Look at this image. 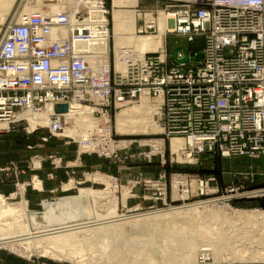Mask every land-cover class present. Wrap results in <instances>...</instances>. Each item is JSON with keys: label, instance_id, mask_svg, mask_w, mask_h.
Returning a JSON list of instances; mask_svg holds the SVG:
<instances>
[{"label": "built area", "instance_id": "built-area-1", "mask_svg": "<svg viewBox=\"0 0 264 264\" xmlns=\"http://www.w3.org/2000/svg\"><path fill=\"white\" fill-rule=\"evenodd\" d=\"M42 1L45 6L28 2L44 11L21 15L20 0L0 29V132L19 126H26L27 133L45 129L41 143L64 138L78 155H95L111 164L150 163L158 157L163 165L166 142L179 136L184 141L181 157L192 160L183 159L185 164L199 165L208 155L247 157L262 159L263 170L238 173L243 181L222 189L212 174L175 171L174 192L163 169L156 178L132 180L128 199L138 197L137 186L149 193L142 199L161 206L191 200L229 206L235 199L264 197V183L248 187L257 176L264 181V0H162L168 2L163 9L170 25L166 38L184 37L193 45L201 41L202 58L194 60L197 52L190 51L186 61L178 62L167 47L142 54L124 48L122 70L110 47L113 0ZM155 30V23L144 19L136 33ZM183 57L179 51L177 58ZM143 98L155 107L161 136L122 139L112 118L122 106ZM61 104L67 105L66 112H55ZM47 109V123L28 129V116ZM79 114L96 124L75 121ZM69 127L73 135L66 134ZM134 144L138 151L132 152ZM49 159L53 168L69 167L59 157ZM110 179L113 188H122L120 180ZM208 260L198 259L201 264Z\"/></svg>", "mask_w": 264, "mask_h": 264}, {"label": "bare ground", "instance_id": "bare-ground-1", "mask_svg": "<svg viewBox=\"0 0 264 264\" xmlns=\"http://www.w3.org/2000/svg\"><path fill=\"white\" fill-rule=\"evenodd\" d=\"M35 1L36 4L45 6L42 0ZM62 1L73 4L72 0ZM14 2L15 0H0V25L4 23ZM135 4L136 0H131L129 2H126V0H113L114 51L118 70L123 69L120 55L124 48L131 46L132 48H127L140 54L164 48L165 36H167L166 32L167 29L170 28L169 20L165 13L163 14L160 12L156 18L148 13L146 14L145 20L148 22H156L158 24V33L138 35L135 27L137 17L135 12L120 8L134 6ZM32 11L41 12L44 11V8L37 9L34 8V6L25 5L21 11V15ZM180 52L182 53V51ZM145 103L149 105L146 113L142 111V107L140 106L125 109L120 108L121 110L118 111L115 120L117 134L133 135L138 131L142 134H154L160 131V126L152 119V114L155 112L154 105H151L147 98H143L140 105ZM78 112L82 113L83 111L79 109ZM47 119L48 109L39 115H29L27 120L29 128L33 129L37 124L45 125ZM82 119L88 121L87 126L89 127H93L96 124L95 120L90 118L86 119L80 114L74 117L75 121L81 122ZM73 133L74 131L71 127L66 131L68 135H73ZM183 143V139L179 136H173L172 139H170L171 150L177 153L178 158H180L181 154L179 150L183 146ZM89 178L94 182L105 180L100 175H94ZM36 183L38 184H35V186H39V182ZM71 186L72 182L70 181V183L63 185V189L70 188ZM78 192L79 193L75 195L60 197L53 203L44 201V211L42 213L44 222L41 221L42 223H39L36 221L35 216H31V228L28 227L29 225L27 226L26 220H24L26 216V200L24 198L14 204H6L3 199H0V245L11 247L14 250H18V247H23L26 250L30 248L40 255L48 256L56 260L71 259L73 263L77 264H83L81 262L82 260H74V257L80 255L79 253L82 250L81 247L77 246H81L83 243L91 245L99 244L101 255L104 256L107 254L106 264H155L156 256L153 253V246L161 243L164 244L163 246L165 247L169 243L177 246L180 252L178 251L179 254L177 253V257L174 259L183 264H201L198 261L200 257L209 259L210 256L217 253L214 245H212L213 229H221V224L217 226V221H215L214 224L212 219L218 216V213L222 211H217V209L212 207L209 208L206 203H203L204 205L196 203L187 207H176L169 211L159 210V212L156 211L154 213L125 215L118 214L116 211L117 197L112 193L109 194L111 191L106 192L99 191L98 189L94 190L92 188H79ZM91 203L93 205H91ZM201 207L207 210L205 213L208 220H210V226L206 225L207 223L202 224L195 221L196 225H191L197 227L192 228V226H190L191 228H188V230H190H186L189 236H184L183 234H187L184 232L186 227L180 229L176 228V225H174L175 221L185 216H189V218L185 217L187 220L190 219L191 216L197 215L199 217L201 212L205 211L200 210ZM241 212L243 211H238L239 214H241ZM247 216L259 219L260 212H251ZM51 217H56L63 221L54 226L47 224V220ZM164 223L166 226H161ZM127 228L141 231L142 234H144L142 237L132 239L128 242V245L142 242L146 245V247L136 250L137 252L134 256H129L124 247L121 249L122 247L120 244L122 241H119L120 244L118 245L120 247H117L114 243L115 238L118 239L117 237H122L126 234ZM151 230L154 232H151ZM162 231L164 234H173V238L175 236L176 238L170 239L168 236H164ZM155 235L158 236L156 237ZM203 237H207V239ZM162 238H164L165 241L164 239L162 240ZM200 238L206 239L207 243L198 245ZM174 242L176 244H174ZM128 245L126 248H128ZM196 250L197 255L195 257ZM161 251L163 252L160 253V256L162 255L161 258L163 260H168L172 257L171 252L165 250V248L161 247ZM235 252H237V250ZM238 255L240 257L234 259L235 261L238 260L243 262L247 259L242 252ZM249 259L255 260L252 256Z\"/></svg>", "mask_w": 264, "mask_h": 264}, {"label": "rangeland", "instance_id": "rangeland-1", "mask_svg": "<svg viewBox=\"0 0 264 264\" xmlns=\"http://www.w3.org/2000/svg\"><path fill=\"white\" fill-rule=\"evenodd\" d=\"M19 1L20 0H15L9 13L6 16L4 23L0 25V29L6 23V21L10 18L11 14L16 9ZM28 1L30 0H24L25 3L24 2L22 3L21 11L25 7V5H30V6H34V8H38V7H35L34 3L31 4V2H28ZM129 1L131 0H126V2H129ZM137 2L138 1L136 0V4L134 6L120 7L123 10L135 12L137 16L136 23H135L136 28L140 24H142V21L144 19H146L145 18L146 14L149 13L151 16L155 18L158 17V14L160 12L164 14L163 9L165 8L166 3H168L167 1H162V0H139L138 4ZM137 6H138V10H141V16L138 15L139 12L136 11L135 7ZM112 8H113V1H112V7L110 8V33H111L110 47L111 49L114 47ZM157 25L158 24L156 23L155 32L149 31L147 33L138 34V35L157 34L158 33ZM166 39H167V42H166ZM165 42L167 44L168 51L169 50L174 51V50H179V49L199 50L201 46V41H199L200 42L199 44L193 45L189 43L184 37L172 36V35L168 36V38H166L165 36ZM127 47H131V46H127ZM148 102L150 103L149 100ZM141 103L142 101L140 103H131V104L122 106L121 109L130 108L134 106H140L142 107V111L146 113L149 108V105L148 103H145L146 105L145 104L140 105ZM116 116L112 118V124L114 128H115V123H116L115 122ZM152 119H153V114H152ZM153 121L156 122L154 119ZM25 127L26 126L24 127L19 126L17 129L13 131L0 132V172H1L0 178H1V181H3L5 185L3 188L5 192H3V194H0V199H3L4 203L14 204L20 199L24 198L25 193L28 194V197L30 198L31 196L34 197L32 195V192L42 190L43 187L46 188L50 184L49 182L51 181V177H52V174L50 173L52 171L50 170L53 167L50 163L49 156H56V157L61 158L63 162L62 165H68L70 167V169H68L69 172H67V170H65L66 172L63 170L64 173L61 174V179L63 181V184L56 191L51 192V193L49 191L43 192V194H45L46 196H44V198H42L41 201L38 199L37 201L32 200V203L26 201V212H25L26 216L24 217V220H26L27 226L29 225L28 226L29 228L32 227V224L30 221L31 216H35L36 221L39 223L44 222L42 219V213L44 211V205H43L44 201H47L48 203H53V202H56L60 197L75 195L79 193L78 192L79 188H92L94 190L98 189L99 191H106V192L111 191L109 194L112 193L115 197H117L116 211L118 212V214H125V215L146 214V213H154L156 211L159 212V210L169 211L176 207H187L189 205H194L196 203L193 202L194 200H191V202H185L184 204L179 201L169 203L170 192L168 190L167 203H169V206H161V203L159 201L152 204L151 200L142 199V195H149L147 190H144L142 186L135 187V190L139 189V191L136 193L138 197H135L134 199H128L129 197L128 191L133 185L132 180L139 181L140 177L141 178H156L160 173H163L165 171L166 178H167V186H169V188L172 187V189L175 192L174 184L173 182L171 183V177H173V173L175 171L189 172V173L197 174L200 176H208L209 172L217 170L219 166H221V169L225 168L226 170L232 169V170H240V171L244 169H249L252 166H254L256 170L260 171L263 167L262 159H259V158H256V159L247 158V157L222 158V157H218L217 155L205 156L204 158H202V162L199 165L185 164L182 162L183 159L188 160V161H192V160L188 157H187L188 159L181 157V155H180V158H178L177 153L172 152L171 147H170V142L169 143L166 142V146H165L166 162L163 165H161L160 159L158 157H153L150 163L149 162L138 163L136 161L124 160L121 163L111 164L107 160H105L106 161L105 163L103 161L104 159L102 160V158H99L95 155L82 156L81 162L75 163L74 160L76 157V148L73 146V144L67 147V146H64L62 143H59V144H55L54 146H51L48 150L46 149L47 151L45 150V152H44L45 148H42L43 151L40 150L39 148H36V152H33L34 151L33 149L35 148L34 144L35 142H37V139L36 138L31 139V136L36 135L40 137V135L45 134V129L37 130L34 133H27ZM28 129H30L29 126H28ZM159 129L160 131L154 134H150V133L142 134L138 131L136 132V134H133V135H120V136H123L121 137L122 139H138V140L139 139L140 140L149 139L150 137H154L155 135L161 136L162 129L160 127ZM143 142H148V140H145ZM28 146H32L33 148H29ZM147 148L148 147H146V149ZM131 151L132 152L138 151V147L135 144L132 145ZM170 153L173 155L172 158H171ZM34 156H38L39 158H41L40 163L37 162L38 157L35 158ZM31 161L34 163V166H32ZM95 163H102L104 167H102V169L100 170L93 169L91 165ZM22 164H24L23 167L21 166ZM74 164H77V165L80 164V165L75 166ZM249 171H254V170H249ZM249 171H246V172H249ZM94 175H100L105 180L94 182L91 180V178H89ZM110 176L116 177L118 180H120L122 188H118V189L113 188V184H112V180L110 179ZM235 178H237V175H233L232 173H224L222 177V182L224 184L225 183L231 184L234 182ZM70 181L72 182V186L70 188L63 189V185L70 183ZM36 182H39V186H35V184H38ZM42 182L44 184L43 187H42ZM217 183H218V179H217ZM250 187H254V186L251 185L249 186V188ZM172 199H176L175 193H173ZM258 200L262 201L264 200V197L249 198V199L247 198L246 199H235L230 202L229 206H223L222 204L210 205L207 203L206 205L209 208L212 207V208L217 209V211L231 212V211L239 210V209L241 210L257 209L258 206L256 205L260 203V202L259 203L257 202ZM203 203L204 202H202L201 204ZM91 205L93 204L91 203ZM200 210H205V211H202L204 214L201 212V215H199V217L195 215L193 217L191 216V218L187 220L185 219V217L189 218V216H185V217H180L175 221L174 225H176V228L180 229L182 227L184 228L186 227L184 232L187 234H183L184 236L186 237L189 236L186 230H188V228H191L190 226L196 225L195 221L198 223H202V224L207 223L206 225H209L210 220H208V217H206V213H205L207 210L202 207L200 208ZM219 215L220 214H218V216ZM58 219L59 218L51 217L49 220H47V224L54 226L57 223H60L63 221L62 219H59V220ZM216 221H221V220H216ZM161 226L164 227L166 226V224L164 223ZM196 227L197 226H192V228H196ZM151 232H154V231L151 230ZM143 235L144 234H142L141 231L130 230L129 228H127L126 234H124V236L122 237H117L118 239L115 238L114 243L117 245V247L121 246L122 247L121 249H123L124 247L126 249L124 250L128 252L127 254L129 256H134L136 255V252H137L136 250L142 249V247H146V245L143 242L134 243V245L133 244L128 245V242H130L132 239L140 238ZM163 235L168 236L170 239L176 238V236L173 238V234H164L163 232ZM155 236L157 237L158 235H155ZM203 238L207 239V237H203ZM203 238H200V240L198 241V245H200L201 243H207L206 239H203ZM163 239L164 238H162V240ZM119 241H122L121 244ZM83 244L81 246L80 245L77 246V247H81L82 250L79 253L80 255H76V257H74V260L76 259L82 260L81 262L83 264H90V263L106 264L107 254H105L104 256L101 255L99 244H96V245H91L88 243H83ZM118 244H120V246ZM174 244L176 243L174 242ZM127 245H128V248H126ZM163 245L164 244L161 243L156 246L155 245L153 246V253L156 256L155 264H183V263H180L178 260L174 259L175 257H177V253L179 254L180 252L177 246L170 244V243L167 244L166 247ZM161 247L171 252L172 257H170V259L163 260L161 258L162 255L160 256V253L163 252L161 251ZM18 248H19L18 250H14L11 247H4L0 245V264H18L20 260H32V261H41V262L43 261L45 264H52L53 262L58 263V264H77V263H73V260L71 259L56 260V259L49 258L48 256L40 255L38 252H35L30 248H28L29 250H26L23 247H18ZM196 255H197V250H196L195 257ZM171 259L172 260L174 259V260L172 261ZM210 262H212V260ZM207 263H209V261Z\"/></svg>", "mask_w": 264, "mask_h": 264}, {"label": "crops", "instance_id": "crops-1", "mask_svg": "<svg viewBox=\"0 0 264 264\" xmlns=\"http://www.w3.org/2000/svg\"><path fill=\"white\" fill-rule=\"evenodd\" d=\"M167 42V39H166ZM165 42V46L167 47V44ZM168 49V48H167ZM185 50V49H184ZM186 52L190 51H195L197 53L200 52L199 50H185ZM172 51L169 50V53ZM195 60V59H194ZM198 61V60H196ZM46 134V130H45ZM44 134V135H45ZM43 135H40V137ZM40 137L34 135L31 136V139L36 138L37 142H35V148L33 149V152H36V148H39L42 150V148L45 150L49 149L51 146H54L55 144L62 143L64 146H71V144H67L65 142L64 138H50L48 142L46 143H41L40 142ZM73 146L76 148V146L73 144ZM46 150V151H47ZM43 151V150H42ZM86 156V155H78L76 152V157L74 162H81V157ZM103 160V159H102ZM105 163L106 161L103 160ZM27 162V161H26ZM24 164L21 166L23 167ZM75 166H79L80 164H74ZM68 166V165H67ZM106 166V165H105ZM92 168L97 167L99 170L104 167L102 163H95L91 165ZM70 167H61V168H51L50 172L52 174L51 181L49 182L50 184L44 188V184L42 182V190L34 191L32 192V195L28 197V194L25 193L24 199L27 202L37 201L42 200L45 194L43 192H54L56 191L62 184L63 181L61 179V174L64 173L65 170L69 172ZM64 170V171H63ZM249 170H254L256 172H261L262 169L256 170L254 166L250 167L249 169H244V170H232L228 169L226 170L221 169V166L218 167L217 170L209 172V175L212 174L218 179L217 185L219 186L220 189L224 188L225 186L229 184H224L222 182V177L224 173H232L233 175H237V178L234 179L233 183H240L243 180L241 179V176H239L238 173L246 172ZM66 172V171H65ZM0 177H1V172H0ZM264 183L263 178L257 176L255 180V184L253 186H262ZM4 183L1 181L0 178V194H3L5 192L3 190L4 188ZM28 186V185H27ZM251 185H248V187ZM5 196V195H4ZM38 197V198H37ZM259 204L257 209H250V210H234L231 212H219V216L214 217L213 223L215 224L216 220H221L217 221L216 224L217 226L221 224V229L214 228L213 229V240H212V245H214L215 249L217 250V253H215L213 256L209 257V263L211 264H264V200H258L257 201ZM243 211L241 214L238 213V211ZM251 212H260V218L259 219H254L252 217L247 216ZM225 215V216H224ZM210 241V240H209ZM237 250V252L234 251ZM245 254V261H235L234 259L239 258L240 256L238 254ZM254 257L255 260L249 259L250 257ZM212 260V262H210ZM18 264H45L43 261H32V260H20ZM52 264H58L53 262Z\"/></svg>", "mask_w": 264, "mask_h": 264}, {"label": "water", "instance_id": "water-1", "mask_svg": "<svg viewBox=\"0 0 264 264\" xmlns=\"http://www.w3.org/2000/svg\"><path fill=\"white\" fill-rule=\"evenodd\" d=\"M178 51H182V53L184 55V57L182 59H178L177 58ZM171 56H172L173 59H175L178 62H183V61H186L188 59V55H187L186 51L185 50H181V49L172 51L171 52ZM201 58H202V53L201 52L197 53L195 55V57H194L195 60H200ZM66 110H67V105L66 104L57 105L55 107V112H66Z\"/></svg>", "mask_w": 264, "mask_h": 264}]
</instances>
